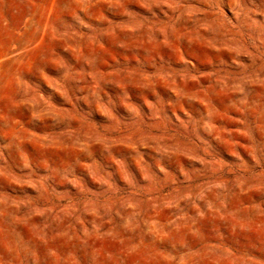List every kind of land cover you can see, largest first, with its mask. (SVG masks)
Instances as JSON below:
<instances>
[{"label": "rangeland", "instance_id": "rangeland-1", "mask_svg": "<svg viewBox=\"0 0 264 264\" xmlns=\"http://www.w3.org/2000/svg\"><path fill=\"white\" fill-rule=\"evenodd\" d=\"M0 264H264V0H0Z\"/></svg>", "mask_w": 264, "mask_h": 264}]
</instances>
